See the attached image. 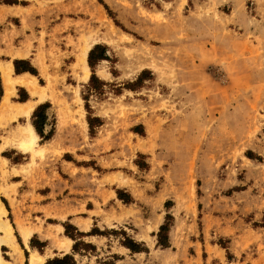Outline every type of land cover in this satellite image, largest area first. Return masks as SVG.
Masks as SVG:
<instances>
[{"label": "rangeland", "instance_id": "374dc122", "mask_svg": "<svg viewBox=\"0 0 264 264\" xmlns=\"http://www.w3.org/2000/svg\"><path fill=\"white\" fill-rule=\"evenodd\" d=\"M100 1L109 13L98 0H0V64L28 61L37 76L10 78L42 94L7 87L0 73V224L13 237L0 244L1 259L44 264L70 254L69 223L117 231L85 237L94 250L75 255L77 264H264V0ZM95 45L110 59L94 69L102 95L87 89ZM143 70L151 80L116 95ZM21 87L29 100L19 105ZM84 98L102 121L93 136ZM42 103L54 135L44 142L33 130L24 151ZM166 214L162 249L155 235ZM124 237L147 252L131 253Z\"/></svg>", "mask_w": 264, "mask_h": 264}, {"label": "trees", "instance_id": "16d2710c", "mask_svg": "<svg viewBox=\"0 0 264 264\" xmlns=\"http://www.w3.org/2000/svg\"><path fill=\"white\" fill-rule=\"evenodd\" d=\"M100 4L104 6V8L109 13L108 7L102 3V1L98 0ZM147 4L156 5V0H145ZM101 61H110L109 57L106 55V48L102 45H95L93 46L87 55V65L90 68L91 75L88 80L87 89L90 92H94L97 95L103 94V87L106 85L103 81L99 80L96 76L94 69L98 62ZM13 68L15 74H24L28 73L32 76H37L36 71L33 67H31L28 61L24 60H14L13 61ZM148 71H141L136 79L132 82L123 84L122 87L114 86L113 91L116 92V95H119L122 89L129 90L131 92L138 91L144 81L151 80V78L146 79V74ZM19 99L17 102H26L28 101V94L25 89L19 88L18 89ZM0 96H1V86H0ZM85 100V109L87 112L86 121L89 128V132L91 136H93V130L97 127L102 125V121L98 117H94L92 115L91 109L88 106L87 99ZM49 108L48 103H42L37 105L31 113V123L32 129L35 131L37 136L42 139V141L46 142L49 141L55 132V124L49 121V117L47 114V110ZM46 127L50 129L46 131ZM141 130V131H139ZM134 133L142 135V126H137L133 129ZM137 158L141 160V163L135 162L136 166L141 171H147L148 165L145 163L144 155L138 154ZM17 164V162H16ZM117 198L122 201L125 205H129L133 203V199L130 194L126 193L123 190H116ZM4 202V201H3ZM170 203L166 202L164 204L165 208H169ZM170 221H172V217L170 214H166L164 218V222L159 226L158 231L156 233V245L162 249L169 248V239H168V232L170 228ZM64 227V235L73 241V245L71 247V253L63 254L61 257H54L51 259L46 260L44 264H77L75 261L74 256L80 255L81 252H88L94 250V246L90 243H86L83 241L85 237H93V236H109V235H116L117 231H105L100 232L96 228L91 229L88 233H83L78 231L77 228L73 227L69 223H65ZM124 234V233H122ZM35 237H32L30 240V247L36 248L38 252H41L44 248V243H35ZM121 245L129 250L133 254L144 253L147 252L146 247L143 243H138L134 241L130 237H124V240L121 242ZM25 254H27L25 252Z\"/></svg>", "mask_w": 264, "mask_h": 264}, {"label": "bare ground", "instance_id": "6f19581e", "mask_svg": "<svg viewBox=\"0 0 264 264\" xmlns=\"http://www.w3.org/2000/svg\"><path fill=\"white\" fill-rule=\"evenodd\" d=\"M86 55H87V52L86 51H83L82 53V56L80 58V61L82 62L83 66H84V69L87 70V65H86ZM84 72V71H83ZM85 73V72H84ZM85 75V74H84ZM87 78V77H86ZM3 79H4V82L7 84V87H12V85L14 84H18V85H21V86H27L28 88H30L32 94H37L38 93V90L37 88L31 84L33 83H28V82H25L27 80H23V79H17V80H14L12 81L9 77V72L6 73V71H3ZM30 80V79H29ZM42 95V94H41ZM40 95V96H41ZM30 112V110L28 111H25L24 113H26L28 115V113ZM35 141H36V135L33 131L32 128L29 129V138L27 139V141H24L22 142L21 144V148L24 150V151H27V150H30L32 149V147L35 145ZM4 214V210L2 208V205L0 204V217ZM0 229L4 232V236L0 238V244H3L4 242L7 243V244H10L12 245L13 243V237H12V233H11V229L8 225H3V224H0ZM28 238V235H25L23 240L26 241ZM12 248V247H11ZM14 250V249H13ZM19 260V259H18ZM32 262H33V259H32ZM0 264H5L3 262V260L1 259L0 257Z\"/></svg>", "mask_w": 264, "mask_h": 264}, {"label": "crops", "instance_id": "0c3cea01", "mask_svg": "<svg viewBox=\"0 0 264 264\" xmlns=\"http://www.w3.org/2000/svg\"><path fill=\"white\" fill-rule=\"evenodd\" d=\"M20 1H24V0H20ZM15 3H12V4H9V3H6V4H4V8H7V9H12L13 7H15ZM1 7V6H0ZM8 65H11V67H12V69L10 68L9 70H7V69H3L2 67H5V66H8ZM13 70V72H14V68H13V66H12V64L11 63H7L6 65H2V64H0V73H1V75H2V81H3V84L4 85H6L7 86V84L4 82V79H3V71H6V73L7 72H9V77H10V73H11V71ZM12 72V73H13ZM14 74V78L15 77H21V76H25V75H27V73H24V74H19V75H17V74H15V72L13 73ZM28 75H30V74H28ZM31 76V75H30ZM11 79V78H10ZM17 79H21V78H16V79H14V80H17ZM12 80V79H11ZM14 80H12V81H14ZM14 85H18V84H14ZM19 86H21V85H19ZM22 88V87H21ZM24 89V88H23ZM37 94H39V95H41V93H37ZM36 95V94H35ZM2 96H0V98H1ZM28 100H29V98H28ZM2 102L3 101H1V103H0V105L2 104ZM28 101H26V102H23V103H21V102H14V103H17V104H19V105H22V104H24V103H27ZM70 241V240H69ZM71 242V241H70ZM6 245L7 243H3V245ZM68 252V250H66V253ZM33 253H36L38 256H40L37 252H33Z\"/></svg>", "mask_w": 264, "mask_h": 264}]
</instances>
